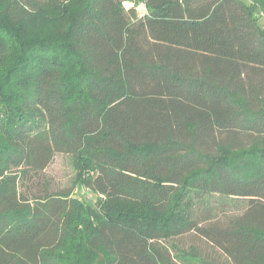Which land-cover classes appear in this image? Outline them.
Listing matches in <instances>:
<instances>
[{"label":"trees","instance_id":"1","mask_svg":"<svg viewBox=\"0 0 264 264\" xmlns=\"http://www.w3.org/2000/svg\"><path fill=\"white\" fill-rule=\"evenodd\" d=\"M262 20L264 0H0V264H193L188 234L264 264Z\"/></svg>","mask_w":264,"mask_h":264},{"label":"rangeland","instance_id":"2","mask_svg":"<svg viewBox=\"0 0 264 264\" xmlns=\"http://www.w3.org/2000/svg\"><path fill=\"white\" fill-rule=\"evenodd\" d=\"M261 25L264 27L263 20L261 21ZM73 174L74 172L71 163H69V160L63 155H57L46 171L47 177L52 180L56 187L60 188H67L70 186ZM73 196L85 204H89L96 199L92 192L87 191L82 187L77 188ZM236 201L237 206L233 203V205L231 204L225 208L222 207L221 204L214 203L213 213L218 216H222L225 213H228L227 215L234 214L237 207L242 204L241 200ZM172 244H174L176 248L185 252H190L193 249L196 250V254H198L204 262L199 259V261H192L193 264H214L223 259L222 254L217 249H215L206 239L201 238L196 234H188L180 237L173 241ZM175 252L173 251L172 254Z\"/></svg>","mask_w":264,"mask_h":264},{"label":"built area","instance_id":"3","mask_svg":"<svg viewBox=\"0 0 264 264\" xmlns=\"http://www.w3.org/2000/svg\"><path fill=\"white\" fill-rule=\"evenodd\" d=\"M129 6H130V5L128 4L127 7H129ZM138 10H139L140 15H142V16L146 13V8H145L144 5H141V6L138 8Z\"/></svg>","mask_w":264,"mask_h":264}]
</instances>
